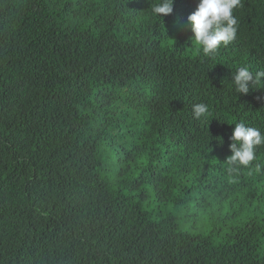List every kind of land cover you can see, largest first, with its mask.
<instances>
[{
    "label": "trees",
    "instance_id": "obj_1",
    "mask_svg": "<svg viewBox=\"0 0 264 264\" xmlns=\"http://www.w3.org/2000/svg\"><path fill=\"white\" fill-rule=\"evenodd\" d=\"M158 2L0 0V264H264V146L226 160L235 122L264 133V86L232 83L264 70V0L213 58L199 0Z\"/></svg>",
    "mask_w": 264,
    "mask_h": 264
},
{
    "label": "clouds",
    "instance_id": "obj_2",
    "mask_svg": "<svg viewBox=\"0 0 264 264\" xmlns=\"http://www.w3.org/2000/svg\"><path fill=\"white\" fill-rule=\"evenodd\" d=\"M173 4L174 0H159L152 5V13L159 18L169 15L173 11ZM241 4L242 0H199L196 9L187 16L194 33L192 44L194 40L198 52L213 58L221 47L228 46L236 39L238 20L234 10ZM232 83L236 93L247 94L250 88L264 86V70L253 72L249 67H239ZM193 114L197 120L209 121L214 116L209 105L203 102L193 105ZM234 124L229 144L232 154L226 159L230 173L237 172L241 166H249L256 158V149L264 146V133L260 128L249 126L243 121Z\"/></svg>",
    "mask_w": 264,
    "mask_h": 264
},
{
    "label": "rangeland",
    "instance_id": "obj_3",
    "mask_svg": "<svg viewBox=\"0 0 264 264\" xmlns=\"http://www.w3.org/2000/svg\"><path fill=\"white\" fill-rule=\"evenodd\" d=\"M201 218H202V220L201 221H198L197 225L203 224L202 226L204 227V226H206V222H204V218H205L204 213H202ZM191 224L192 223L189 222L187 225L190 226Z\"/></svg>",
    "mask_w": 264,
    "mask_h": 264
}]
</instances>
